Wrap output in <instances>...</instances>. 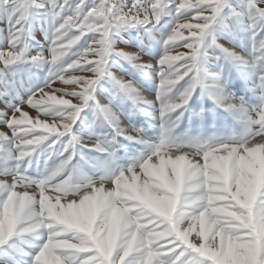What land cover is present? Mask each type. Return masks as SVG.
Masks as SVG:
<instances>
[{"label":"snow or ice","instance_id":"1","mask_svg":"<svg viewBox=\"0 0 264 264\" xmlns=\"http://www.w3.org/2000/svg\"><path fill=\"white\" fill-rule=\"evenodd\" d=\"M39 16L52 21L47 52L29 55V21ZM0 17L6 25L0 77L11 83L8 78L25 67H47L41 87L10 111L0 110V125L11 132L0 131V224L13 221L0 242V264H264V222L258 215L264 210V0H0ZM166 17L171 20L163 23ZM136 29L161 33L155 66L111 47L119 31ZM220 30L242 49L239 34H246L247 54L219 43ZM209 49L222 69L242 76L252 103L228 92L229 80L206 83L209 76L220 80L205 67ZM111 57L134 69L152 68L155 101L109 72ZM105 78L134 105L147 104L158 113H145L160 121L155 142L145 141L141 129L121 127L111 109L95 101ZM57 81L72 90L54 89ZM197 90L201 104L213 101V120L219 110L233 127L217 131L214 124L211 133L201 129L196 136L176 132ZM91 104L117 136L143 151L117 163L114 141L86 144L74 135L79 114ZM25 105L36 110L37 119L29 118ZM195 115L203 121L205 109ZM85 149L107 155L112 167L100 169L96 179L80 175L72 162ZM37 154L44 169L33 178L28 170ZM56 155L59 162L49 166ZM253 173L261 189L253 223L229 229L214 218L238 206L234 198ZM126 186L143 190L145 197L129 198L122 191ZM91 198L97 202L89 210ZM114 213L121 226L110 234Z\"/></svg>","mask_w":264,"mask_h":264},{"label":"rangeland","instance_id":"2","mask_svg":"<svg viewBox=\"0 0 264 264\" xmlns=\"http://www.w3.org/2000/svg\"><path fill=\"white\" fill-rule=\"evenodd\" d=\"M130 4L131 0H127ZM188 4L194 2V0H187ZM234 3L238 0H233ZM171 17H166L163 23H168ZM6 25L4 19L0 17V36L4 34ZM29 28L31 36L33 37L28 41L29 55H35L38 52H47L48 40H46V33L52 30V21L50 17H34L29 21ZM187 36V32L183 33ZM240 38L243 40L245 47L242 49L233 40L232 36L222 34L220 31L216 32L218 42L223 44L227 48H232L241 55L247 54V36L244 33H240ZM161 33L153 30L151 36H149L144 29L136 30H121L111 38V47L114 50H124L128 52H134L139 57V62L142 65H153L162 54L161 46L156 42L160 39ZM222 38L223 40H219ZM83 43V42H81ZM177 44L181 41H176ZM0 46H3L0 44ZM181 51H187L181 48ZM209 58L205 62V67L209 73H219L220 80H214L211 76L206 77V83L212 84H224L226 80L230 83L226 85V90L237 97H243L249 103H252L251 93L245 87V81L241 75H238L235 71L229 72L227 66L221 67V63L214 59L215 53L212 49H209ZM175 55V52L172 53ZM108 71L111 72L117 78H123L130 81L133 87L143 97L144 94L152 96L149 100L144 95V99L148 101H155L156 96V73L152 68L145 67L143 69H134L127 61L119 57H111L108 62ZM244 72L247 70L244 69ZM87 75H91L88 73ZM47 76V67H25L22 71L17 73L14 77L8 78L11 83L5 81L0 77V92L6 94L0 95V100L3 103V107L8 111L11 110V106L18 104L20 100H26L31 94V91H35L38 87H41ZM54 89H66L72 90L73 86H65L57 81L52 85ZM46 91H50L47 90ZM58 95V94H57ZM95 101L102 106H107L116 115L117 120L121 127L127 128L129 125L142 130L143 139L149 143L155 142L158 137V129L160 121L158 118L153 119L152 115H146L145 113H153L158 117V113L154 111L149 105H134L133 102L127 97L125 93L120 92L108 78L102 79L97 85L94 93ZM19 96V99H17ZM68 98V97H65ZM72 103H76L75 98H71ZM8 103V104H7ZM201 107L205 109V118L201 121L195 114L201 110ZM214 103L212 100L205 98L203 104H201L199 90L193 95L189 103V112L185 113V116L181 120L179 127L176 129L178 134L185 132L192 136H196L200 133L201 129L205 135L213 131V125L217 131H223L227 128H231L234 122L231 117L227 116L223 112L217 110L215 121L211 115V109H213ZM29 108V109H28ZM27 105L23 110L27 112L30 119H37V112ZM33 109V110H32ZM142 109V110H141ZM32 110V111H31ZM31 112V113H30ZM35 112V113H33ZM33 113V115H32ZM37 116V117H36ZM34 118V119H33ZM43 118V117H42ZM2 128V129H1ZM0 131H5L8 135H11L10 130L5 129L0 125ZM72 132L78 136L84 143L92 144L98 139L102 142L108 143L114 141L115 156L117 163H126L129 157L136 156L143 151V146L129 144L121 137L117 136L113 128L106 122L104 117L100 115L95 107V104H91L86 107L80 114L73 126ZM81 155L84 159H81ZM72 162V165L77 172L86 177L96 179L101 175L100 169H108L112 167V160L104 154L89 151L87 149L81 152ZM60 157L58 155L53 156L49 161V166H54L59 162ZM85 160L90 162L91 165L85 163ZM44 163L42 155H34L32 158L31 167L28 170V174L33 178H37L43 172ZM109 187V185H106ZM2 258V257H0Z\"/></svg>","mask_w":264,"mask_h":264},{"label":"clouds","instance_id":"3","mask_svg":"<svg viewBox=\"0 0 264 264\" xmlns=\"http://www.w3.org/2000/svg\"><path fill=\"white\" fill-rule=\"evenodd\" d=\"M259 178L256 173H253L249 178L246 188L243 192L238 193L234 198L237 201V207L232 208L230 211L221 209V215L215 217L219 223L225 225L229 229L239 228V227H250L253 223V208L254 203L258 196L261 193V189L258 187ZM122 191L128 193L129 198L131 199H143L146 193L138 188L132 186H126ZM97 198H91L88 203L89 210L95 208ZM259 219L261 222H264V210L259 212ZM12 219L10 218L8 223L0 224V242L6 238L8 233L12 228ZM121 226V216L119 213H114L111 221L109 223V233L111 234Z\"/></svg>","mask_w":264,"mask_h":264},{"label":"bare ground","instance_id":"4","mask_svg":"<svg viewBox=\"0 0 264 264\" xmlns=\"http://www.w3.org/2000/svg\"><path fill=\"white\" fill-rule=\"evenodd\" d=\"M220 84H221V83H220ZM2 92H3V91H2ZM140 94H141V93H140ZM142 94L146 95V98H147V99H149V100L152 99V96H150V95H148V94H145V93H142ZM144 95H143V98L145 97ZM7 104H8V103H7ZM2 105H3V103H2L1 100H0V110H6L5 107H3ZM28 109H29V108H28ZM30 109H31V108H30ZM7 110H8V109H7ZM32 110H33V109H32ZM32 110H31V111H32ZM34 110H35V109H34ZM35 111H36V110H35ZM25 112H26V110H25ZM27 112H28V110H27ZM27 112H26V113H27ZM30 113H31V112H30ZM33 113H35V112H33ZM33 113H32V115H33ZM28 114H29V113H28ZM36 114H37V113H36ZM30 117H31V116H30ZM30 117H29V118H30ZM36 117H37V116H36ZM31 118H32V117H31ZM39 118H40V119H43L42 117H39ZM33 119H34V118H33ZM34 120H35V119H34ZM1 129H2V128H1ZM1 129H0V130H1Z\"/></svg>","mask_w":264,"mask_h":264},{"label":"crops","instance_id":"5","mask_svg":"<svg viewBox=\"0 0 264 264\" xmlns=\"http://www.w3.org/2000/svg\"><path fill=\"white\" fill-rule=\"evenodd\" d=\"M206 15H207V13H205ZM220 33H222V34H227V32H225V31H223V30H220ZM219 40H223L222 38H220Z\"/></svg>","mask_w":264,"mask_h":264}]
</instances>
